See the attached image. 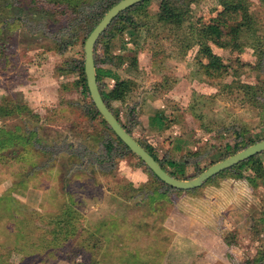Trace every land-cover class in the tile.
<instances>
[{"label": "rangeland", "instance_id": "374dc122", "mask_svg": "<svg viewBox=\"0 0 264 264\" xmlns=\"http://www.w3.org/2000/svg\"><path fill=\"white\" fill-rule=\"evenodd\" d=\"M109 1L0 0V140L24 138L0 150V264H264V176L252 162L241 180L181 193L92 114L78 66ZM163 1L184 11L180 28L158 21ZM224 1L136 5L124 12L134 25L113 23L96 46L99 66L125 81H104L125 92L113 112L186 180L264 134V0H248L255 25L239 50L198 36ZM207 45L226 68L219 79L201 69ZM159 111L165 130L149 123Z\"/></svg>", "mask_w": 264, "mask_h": 264}, {"label": "trees", "instance_id": "16d2710c", "mask_svg": "<svg viewBox=\"0 0 264 264\" xmlns=\"http://www.w3.org/2000/svg\"><path fill=\"white\" fill-rule=\"evenodd\" d=\"M121 0H112L109 1L103 12L100 15V18L104 17V15L118 2ZM51 4L56 6H60V4H65L66 0H50ZM151 0H147L140 5H137V8H143L145 5L149 4ZM69 4V3H68ZM223 7V11L217 15L216 18H213L210 23L203 25L199 29V35L202 41L205 42H211L212 44L216 45L219 49H233V50H239L242 48L243 41L244 39L248 38V34L251 33V30L254 27V21L253 17L249 12L248 9V0H225L223 3H221ZM129 11V10H127ZM126 11V12H127ZM179 11V10H178ZM176 12V9L174 6L171 5L169 1H163L161 4L160 12L158 15V21H165L169 25L173 26L174 28H179L181 27V24L183 22L182 18L184 16V11L181 9V14L179 12ZM118 22H125V23H131V25H134L132 23V18L126 17L125 13L121 14L113 23L116 24ZM132 27V26H131ZM119 29L117 31L123 32L126 30L127 27H118ZM176 28V29H177ZM93 31V30H92ZM115 36V35H114ZM114 38V37H113ZM202 54L205 55L208 63L207 64H202L201 69L204 72L206 76L209 78H214V79H219L224 76L226 72V68L222 63V60L220 56L216 55L211 47L207 45L202 49ZM95 57H96V70H97V80L99 84V88L101 91V94L103 96V99L105 100L107 106L109 109L113 112V102H116L120 99H122L125 95V92L123 90H113L110 93L106 92L104 90L103 85L104 81L106 79H110L114 82L119 83H125V81L122 79L121 75L117 73V71L113 68H103L99 66V61H98V55H97V47L95 49ZM77 68V67H76ZM78 70H80L84 76V61L80 62V65L78 66ZM81 93L85 96L91 99L89 89L87 86V80L86 77L84 78L83 81V86H82V91ZM91 106H92V114L95 116H100L98 111L96 110L93 102L91 101ZM114 113V112H113ZM115 114V113H114ZM116 117L118 118L119 122L123 125V127L131 134V131L122 123L120 117L115 114ZM169 119L166 116L165 111H159L157 112L153 117L149 119L150 126L153 128H157L159 130H165L167 129ZM105 125L107 123L103 120L102 121ZM170 122V121H169ZM132 135V134H131ZM116 136V135H115ZM3 137V136H2ZM24 140V138L20 135H17V133H8L4 135L3 139L0 140V150H3L7 148L9 145L14 140ZM116 139L120 144L124 146L126 150L128 148L124 145V143L116 136ZM264 140V134L262 136H258L256 138H250L248 141L245 143H239L235 147H231L230 145L226 147V152L228 156H233L236 153H238L237 149L242 151L243 149L254 145L260 141ZM29 141V139H28ZM179 143H183V139H178ZM140 143V142H139ZM161 165L162 167L168 171L172 176L186 180L185 177V170L183 167L179 169V165L176 164L173 161H169L168 165L166 164L167 162L165 160L160 159L157 151L155 150L154 147L151 145H144L140 143ZM179 147H177V150ZM129 151V150H128ZM130 152V151H129ZM248 162H252V165L254 166L256 170V174L260 176H264V165L263 163L257 159V157H252L251 159L248 160ZM247 162H243L237 166H234L231 169H228L222 173H220L218 176L210 179L207 184L212 183L216 179H222V178H228V179H238L241 180L243 179V172L246 170L247 167ZM167 166L170 167L172 170H167ZM153 174V173H152ZM156 177V176H155ZM157 178V177H156ZM158 179V178H157ZM159 180V179H158ZM160 181V180H159ZM200 190L199 188L193 191H179L181 193H188V194H193L194 192ZM178 191V190H177ZM166 197L165 194L159 195L158 198H164ZM151 199H156V198H151ZM64 221V220H63ZM67 220L63 222L65 226L67 225ZM72 221V219H71ZM65 226H62L61 228H64ZM59 240V239H56Z\"/></svg>", "mask_w": 264, "mask_h": 264}, {"label": "water", "instance_id": "95a60500", "mask_svg": "<svg viewBox=\"0 0 264 264\" xmlns=\"http://www.w3.org/2000/svg\"><path fill=\"white\" fill-rule=\"evenodd\" d=\"M147 0H121L114 5L100 20L88 36L85 45L84 72L91 100L113 133L124 143L128 150L137 156L161 182L178 191H193L201 188L207 181L220 173L233 168L252 157L264 153V140L251 145L225 160L208 168L198 177L191 180H182L172 176L162 165L122 126L114 113L109 109L101 94L96 70L95 49L99 39L110 28L112 23L130 8Z\"/></svg>", "mask_w": 264, "mask_h": 264}, {"label": "flooded vegetation", "instance_id": "af4514ba", "mask_svg": "<svg viewBox=\"0 0 264 264\" xmlns=\"http://www.w3.org/2000/svg\"><path fill=\"white\" fill-rule=\"evenodd\" d=\"M113 24V23H112ZM115 115V114H114ZM116 116V115H115ZM118 119V118H117ZM123 126V125H122Z\"/></svg>", "mask_w": 264, "mask_h": 264}]
</instances>
